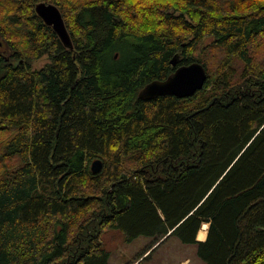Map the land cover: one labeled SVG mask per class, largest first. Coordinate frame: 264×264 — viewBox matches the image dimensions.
Returning <instances> with one entry per match:
<instances>
[{
  "label": "trees",
  "instance_id": "1",
  "mask_svg": "<svg viewBox=\"0 0 264 264\" xmlns=\"http://www.w3.org/2000/svg\"><path fill=\"white\" fill-rule=\"evenodd\" d=\"M194 61V95L140 98ZM110 228L264 264V0H0V264H108Z\"/></svg>",
  "mask_w": 264,
  "mask_h": 264
},
{
  "label": "rangeland",
  "instance_id": "2",
  "mask_svg": "<svg viewBox=\"0 0 264 264\" xmlns=\"http://www.w3.org/2000/svg\"><path fill=\"white\" fill-rule=\"evenodd\" d=\"M47 61L46 58H42L34 66L39 68ZM207 229L208 227L204 230L207 231ZM152 240L150 236H139L133 240H127L120 229H108L103 235L104 247L110 251L108 264H206L199 256L196 244L183 243L176 236L168 238L154 251L151 249L135 262Z\"/></svg>",
  "mask_w": 264,
  "mask_h": 264
},
{
  "label": "water",
  "instance_id": "3",
  "mask_svg": "<svg viewBox=\"0 0 264 264\" xmlns=\"http://www.w3.org/2000/svg\"><path fill=\"white\" fill-rule=\"evenodd\" d=\"M38 15L46 24L52 26L58 33L62 42L69 48L72 47V40L67 29L64 17L59 7L54 3L40 2L36 5ZM172 64L177 66V60ZM208 79L206 67L194 61L190 64L180 65L164 80H154L148 83L141 91L140 98L151 100L153 98L174 95L180 98L189 97L201 90ZM103 161L97 159L92 163L94 172H100L103 168Z\"/></svg>",
  "mask_w": 264,
  "mask_h": 264
},
{
  "label": "bare ground",
  "instance_id": "4",
  "mask_svg": "<svg viewBox=\"0 0 264 264\" xmlns=\"http://www.w3.org/2000/svg\"><path fill=\"white\" fill-rule=\"evenodd\" d=\"M115 148H116V147H115ZM115 148H114V149H115ZM202 227H203V226H202ZM207 227H208V224H205L204 227H203V229L200 230V232L198 233V239H199V238H200V239H204V240L206 239V237H207V231H205L204 229L207 228ZM41 236H42V235H41ZM200 239H199V240H200Z\"/></svg>",
  "mask_w": 264,
  "mask_h": 264
},
{
  "label": "crops",
  "instance_id": "5",
  "mask_svg": "<svg viewBox=\"0 0 264 264\" xmlns=\"http://www.w3.org/2000/svg\"><path fill=\"white\" fill-rule=\"evenodd\" d=\"M200 239V238H199ZM200 240H203V239H200Z\"/></svg>",
  "mask_w": 264,
  "mask_h": 264
}]
</instances>
